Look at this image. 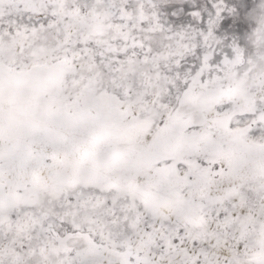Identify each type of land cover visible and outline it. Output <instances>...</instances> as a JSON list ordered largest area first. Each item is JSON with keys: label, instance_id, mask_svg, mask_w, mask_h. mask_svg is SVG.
Wrapping results in <instances>:
<instances>
[{"label": "snow or ice", "instance_id": "6c2138e0", "mask_svg": "<svg viewBox=\"0 0 264 264\" xmlns=\"http://www.w3.org/2000/svg\"><path fill=\"white\" fill-rule=\"evenodd\" d=\"M0 264H264V0H0Z\"/></svg>", "mask_w": 264, "mask_h": 264}, {"label": "rangeland", "instance_id": "374dc122", "mask_svg": "<svg viewBox=\"0 0 264 264\" xmlns=\"http://www.w3.org/2000/svg\"><path fill=\"white\" fill-rule=\"evenodd\" d=\"M187 11H185L184 16L185 20L184 23H187L191 20V17L188 15V12L192 10V4L190 2L185 3L182 5ZM176 19V18H173ZM230 18H226L227 26H221L217 29V35L221 37H227L226 42H230L233 38H236L241 45H244L246 42V29H242L238 24L230 23ZM178 26V25H177ZM225 51H230L229 49L225 48Z\"/></svg>", "mask_w": 264, "mask_h": 264}]
</instances>
